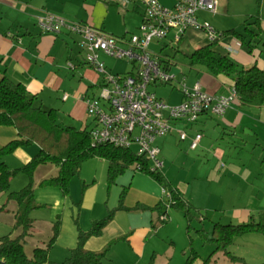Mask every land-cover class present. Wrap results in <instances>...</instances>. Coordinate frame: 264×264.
Masks as SVG:
<instances>
[{
	"label": "crops",
	"instance_id": "0c3cea01",
	"mask_svg": "<svg viewBox=\"0 0 264 264\" xmlns=\"http://www.w3.org/2000/svg\"><path fill=\"white\" fill-rule=\"evenodd\" d=\"M141 1L124 0V8L119 4L121 12L128 21L125 23V28L118 26L116 29H112L106 23L107 17L111 9L118 11V8H114L106 0H0L1 73L15 82L24 84L30 92L37 94L38 103L43 107L58 109L60 118L69 122L70 125L89 129L88 123L92 117L87 113L85 98L100 95L102 77L93 66L87 63L86 51L80 45L78 34L70 32L67 28H63L59 33L43 32L39 25V19L47 13H54L72 22L90 23L118 37H129L128 34H132L131 29H133L130 26L131 21L134 19L139 29L144 20L145 4ZM172 1L174 4V0ZM160 2L166 5L164 2ZM256 11V0H219L216 12L202 10L198 13V16L201 22L207 21L210 23L213 19L216 26L211 24L219 32L231 28L240 31L239 26L244 24L245 18L248 15L255 14ZM205 13L211 15L208 16ZM260 21L264 30V0H262L260 9ZM186 34L192 43L201 41L202 46L209 43L207 34L204 32L189 29L182 39L186 37ZM170 37L173 41L172 36ZM239 42V39L229 35L222 38L218 43L225 50L224 53H229L243 66L258 65L264 68V51L257 47L250 52L248 47ZM124 46L127 45L124 44ZM229 46L236 47L235 54L231 53ZM107 57L109 56L102 52L99 54L100 60L104 61L107 69L112 71L107 66ZM198 81L201 82L204 90L215 94L227 93L228 89L234 85V81L230 77L226 75L216 76L210 72H205L196 82ZM176 91H179V96L174 102L161 98L169 103H179L183 99V93L177 86H171L168 96L170 97ZM65 94H68L66 99H64ZM183 128L185 126L181 122H177L170 134L160 138L164 139L163 145L169 142L168 136L173 138L170 135L175 133L178 136L179 130ZM197 132L202 133L203 138L194 150H214L212 152L213 162L207 166V175H205V178L195 177L192 182L182 180L175 183L167 179L178 187L197 209L204 208L206 200L211 199L213 195L218 199H223L233 193L239 194L236 196V200L243 204L238 208L229 209V212L238 216L241 220H246L254 210H264V176L262 172L258 173L263 171V165L258 164L256 167H250L234 161H231L228 165L227 160L224 159L227 153L232 154V150H247L250 144L256 147L251 150L260 149L264 151V106H244L238 100L222 116L204 113L191 126L189 137L185 140L186 145L190 148L192 136ZM16 135V128L12 126L0 127V149L14 139ZM34 144L40 149L37 143ZM31 145L33 146V144ZM31 145L19 147L12 153L5 155V162L7 164L9 162L13 163V158H17L22 165L15 168L22 167L37 153H35V150H38V148H30ZM103 161L102 179L107 181L108 161L104 159ZM89 185L81 204L85 208L92 209L95 205V188ZM232 185H237L240 189H231ZM231 190L233 192L229 193ZM242 195L246 198L242 199ZM162 200L164 199L159 190H154L151 197L145 196L139 199L137 203L154 206ZM127 206L133 207V205ZM126 211H129L128 213L138 211L137 213L140 216L136 217V213L130 214L132 215L130 216ZM146 211H150L151 214L146 216L143 214ZM168 215V219H170V213ZM213 215L211 210L206 211L208 219L213 218ZM158 217L159 213L157 211L119 210L103 229V233L100 236L91 237L86 246L91 250H99L118 239L112 246L119 241H124L138 257L142 258L146 241L165 224H156ZM207 218L203 217L201 220ZM93 220L92 218L90 222ZM190 234V244L192 242L199 253V246L196 244L199 243L201 236L193 231ZM125 236L128 238L122 239ZM168 252H170L169 249L166 253ZM184 254L186 258L187 251ZM152 257L155 259V264L156 251L151 255L149 261ZM142 262L144 261L141 260L139 263V260H135V264H143Z\"/></svg>",
	"mask_w": 264,
	"mask_h": 264
},
{
	"label": "rangeland",
	"instance_id": "374dc122",
	"mask_svg": "<svg viewBox=\"0 0 264 264\" xmlns=\"http://www.w3.org/2000/svg\"><path fill=\"white\" fill-rule=\"evenodd\" d=\"M106 1L114 8H118V11L111 9L106 23L109 27H112V29H116L118 26L125 28V23H127L128 20L119 7L120 4V6H123L124 8V0ZM160 1L168 6H172L173 4L172 0ZM205 14L208 16L211 15L210 13ZM210 23L216 26L213 19ZM130 26L133 27V29H131L132 34L140 33L134 19L131 21ZM239 30L242 33H246L244 25L239 26ZM130 34L128 35L130 36ZM170 36L160 40L153 39L148 49L162 58H171L176 63L174 71L178 73V77L170 83L162 84L157 82L150 84L149 89L158 97L174 102L178 99L179 91L174 92L169 97L168 94L172 85L180 88V81L188 74V76H186V81L189 86H192L205 72H208V70L200 65H194L193 67L190 65V56L198 47H200L202 44L201 41L192 43L186 34V37L177 43L172 41ZM245 47L247 46L245 45ZM215 48L223 53L225 51L220 43H217ZM106 61L107 66L112 69L113 72H130L135 68L132 61L127 58L109 56L106 58ZM100 75L103 80V75ZM61 122L70 125L69 122H66L62 118ZM182 124L189 132L191 126L195 123ZM88 125L90 129L93 125L92 118L89 120ZM175 134L170 135L173 136V138L168 136L169 142L164 145V139L159 138L156 141V144L162 149L159 157L164 161L163 166L160 167L159 170L165 174L169 180L175 183L182 180L192 182L195 177L205 178V175H207V166L213 162L212 160L214 157L212 156V152L214 150L191 149L190 146L186 145L185 140H180L179 133L178 136ZM31 146L30 148H38V150H35V153L39 151V147H37L36 144H33L32 147ZM134 148H136V146H134ZM252 148L256 147L253 144H250L247 150H232V154L227 153V156L224 159L227 160L228 165L231 161L246 164L250 167H256L258 164H261L263 165V171H259L258 173L262 172L264 176V151H261L260 149L251 150ZM103 162V158L101 159L98 157L86 161L80 174L76 175L71 181V193L69 196H64L61 190L56 186H45L40 183L41 180L46 177L58 175L59 167L57 165L51 163L42 164L35 170L32 183L35 188L37 201L43 205L35 209L31 214L35 220V227L32 234L26 238L27 241L24 245L25 251L29 257H33L34 249L36 247H45L46 244L49 243L54 233V223L60 219V234L50 250V260L52 262L51 264H59L64 261L70 256V249L77 245L78 226L75 217L78 218L79 225L82 229H89L95 219L105 217L109 210L116 208L120 204L121 194L125 187H129L125 197V203L127 205L134 206L139 199H142L145 196L151 197L152 191L154 190H159L165 201L169 199V192L164 190L158 181L153 179L147 173L136 169L134 166L128 168L126 172L118 178L117 182L109 187L107 181L102 179ZM151 163L152 165L154 164L153 162ZM8 164L11 168L22 165L17 158H13V163L9 162ZM29 182V175L26 172H19L12 179L10 191L20 190ZM88 184H90V187L92 186L95 188V205L92 209L85 208L83 204H81L83 197L87 192ZM231 189L238 190L240 187L232 185ZM230 192L233 191L231 190L229 193ZM238 195L239 194L232 193L229 194V197L226 196L223 199H218L213 195L211 199L206 200L204 208L198 209L199 211L196 213L198 217L192 221V225L195 229L203 230V237H200L199 243L195 241L197 243L196 245L199 246L198 251L200 254L199 258L195 261V264H203V259L207 258L215 250V244L206 239L211 235V221H218L226 224H236L245 221L229 212V209L238 208L243 204L237 202L236 196ZM241 198L244 199L246 197L242 195ZM0 207H4L3 210H0V237L7 234H10L13 238L19 236L22 232L21 228H15L17 203L8 200V192H0ZM207 210H211L214 217L209 218L210 220L208 218L201 220ZM128 212L127 214L129 215L136 213V217L140 216L137 213L138 211H132L133 213ZM169 213L170 219H168V222L163 224V226L146 241L145 252L142 258L138 257L126 242L119 241L111 247L105 259L106 263L135 264V260H139V263L143 260L144 262L142 263L144 264L148 263L151 255L156 251L157 257L155 264H185L186 258L190 253L191 240V234L187 232V220L182 211L170 209ZM259 213L260 211L254 210L247 219H250V216H253L256 220H259ZM143 214L149 216L151 213L150 211H146ZM92 218L94 220L90 222ZM195 229L192 231L197 233ZM167 249H169L170 252L166 253ZM186 251L187 255L185 258L184 252ZM229 251L233 255L242 257L250 264H264V234L251 233L238 237L230 246ZM210 264L243 263L231 261L227 254L222 251H217L214 252Z\"/></svg>",
	"mask_w": 264,
	"mask_h": 264
},
{
	"label": "trees",
	"instance_id": "16d2710c",
	"mask_svg": "<svg viewBox=\"0 0 264 264\" xmlns=\"http://www.w3.org/2000/svg\"><path fill=\"white\" fill-rule=\"evenodd\" d=\"M257 11L248 15L244 20L246 33L235 28L220 32V39L232 35L239 39L241 44L247 45L249 51L259 47L264 51V30L260 21V9L262 0H256ZM219 41H212L197 48L190 56V65L205 67L213 75H226L234 81L237 88L239 101L244 106H264V68L258 65L245 67L229 53H223L215 48ZM166 68L175 66L171 58H161ZM134 70L125 72L132 74ZM12 126L16 128L17 135L0 149V192H8V200L17 203L15 213V228H21V234L12 237L10 234L0 237V264H51L50 250L60 234V219L54 223V233L45 247H36L33 257H29L25 251L27 237L32 234L35 220L32 212L43 204L37 201L32 180L35 170L42 164H55L59 167L56 176L46 177L41 180V185L56 186L64 196L71 193V181L79 175L85 162L91 158L100 157L108 161L107 183L110 187L117 182L130 167L143 171L158 181L164 190L169 192V199L162 200L154 206L137 203L133 207L125 204V197L129 187H125L121 194L120 204L109 210L108 214L95 219L87 230L78 226L77 245L70 249V256L59 264H108L105 259L114 240L99 250L88 249L86 244L91 237L100 236L103 229L113 219L119 210H151L159 213L156 224L168 222L169 209L182 211L187 220V232L190 234L194 228L192 221L197 218V212L185 195L167 179L159 169H152L150 158L146 155H138L132 148H123L110 144L94 145L87 127L78 128L61 122L59 110L46 108L38 103V95L30 92L27 87L15 82L0 70V127ZM37 143L39 151L22 167L12 169L5 162L4 156L12 153L19 147ZM26 172L30 182L20 190L10 191L12 179L19 173ZM5 207V206H4ZM4 207H0L3 210ZM260 219L250 216V219L240 223L212 222L211 235L206 238L215 244V250L203 264H210L214 252L222 251L231 261L250 264L242 257L230 253L229 248L235 239L246 234H264V210L260 211ZM207 218L206 214L203 216ZM203 237V230L195 229ZM128 237H122L127 239ZM199 253L190 244V253L185 264H195ZM154 257L148 264H154Z\"/></svg>",
	"mask_w": 264,
	"mask_h": 264
},
{
	"label": "built area",
	"instance_id": "2783aa9c",
	"mask_svg": "<svg viewBox=\"0 0 264 264\" xmlns=\"http://www.w3.org/2000/svg\"><path fill=\"white\" fill-rule=\"evenodd\" d=\"M145 4L144 20L140 33L118 37L87 22H72L63 16L47 13L39 19L43 32L59 33L63 28L80 36V45L86 51V61L103 75L100 95L85 98L87 113L93 118L89 129L94 145L110 144L132 148L138 155H146L154 164L163 166L161 148L156 141L170 134L177 122L196 123L204 113L222 116L239 99L235 85L227 93H210L201 82L189 86L184 76L180 81L183 99L169 103L150 91L149 85L173 82L178 73L166 68L161 56L149 51L153 39L172 36L179 43L189 29L207 34L209 42L220 41V32L205 21L199 20L202 10L216 12L219 0H174L172 6L159 0H142ZM240 43V42H239ZM127 45V46H124ZM241 44V43H240ZM235 54L236 47L229 46ZM127 58L135 68L132 74L115 73L107 69L99 54ZM68 94L64 95V99ZM180 140L189 137L187 128L179 130ZM203 134L192 136L191 148L199 146ZM136 146V148H134Z\"/></svg>",
	"mask_w": 264,
	"mask_h": 264
}]
</instances>
